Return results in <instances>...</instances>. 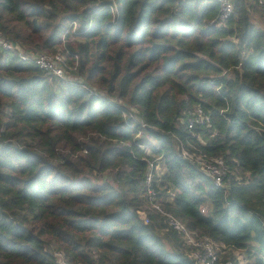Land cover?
<instances>
[{
	"label": "trees",
	"instance_id": "16d2710c",
	"mask_svg": "<svg viewBox=\"0 0 264 264\" xmlns=\"http://www.w3.org/2000/svg\"><path fill=\"white\" fill-rule=\"evenodd\" d=\"M229 1L211 28L206 0H0V37L71 75L0 49V264H194L149 173L221 264H264V0ZM180 147L220 157L221 185Z\"/></svg>",
	"mask_w": 264,
	"mask_h": 264
},
{
	"label": "built area",
	"instance_id": "2783aa9c",
	"mask_svg": "<svg viewBox=\"0 0 264 264\" xmlns=\"http://www.w3.org/2000/svg\"><path fill=\"white\" fill-rule=\"evenodd\" d=\"M208 3L216 4L218 7V14L209 23V27L218 28L233 16V7L229 0H206ZM259 0L258 2H261ZM111 11L114 6L110 7ZM74 26V25H73ZM0 49L9 51L21 61L30 63L36 68L44 71L50 76L58 79H64L66 71L70 68L66 66L64 56L60 53L45 54L38 53L33 55L24 54L18 45L12 44L3 40L0 37ZM206 124L208 126V118L203 116L200 111L196 112V116L192 119H187L186 126L188 129L192 128L193 125ZM181 157L193 164L203 175L209 178L215 187L221 185L222 178L226 173V168L220 157H206L194 150L185 149L180 147ZM151 165V164H150ZM151 167V166H150ZM152 177L151 174H147L144 186L145 196L148 206L155 210L157 213L165 217L168 227L175 231L181 238L182 243L186 248L189 249L188 256L194 264H221L219 262V247L222 245L214 244L211 240L205 236H199L197 233L190 231L187 227L179 220L172 218L168 214H165L162 208L158 205L156 194L149 186ZM139 217L143 223H147V218L143 212H139ZM53 258L56 264H66L61 253H53ZM231 264V263H223Z\"/></svg>",
	"mask_w": 264,
	"mask_h": 264
},
{
	"label": "rangeland",
	"instance_id": "374dc122",
	"mask_svg": "<svg viewBox=\"0 0 264 264\" xmlns=\"http://www.w3.org/2000/svg\"><path fill=\"white\" fill-rule=\"evenodd\" d=\"M66 66H68V64H66ZM71 75L70 74H68L67 73V71H66V73H65V78H69ZM161 172H162V169L158 166L157 168H156V171H155V175L156 176H159L160 174H161ZM172 196V192H169V194H168V197H162V199L163 200H166V199H169L170 197ZM158 201H159V199H158ZM219 253L220 254H222V252H221V250L219 249ZM219 254V258H220V255ZM232 254L235 256V258H236V263L237 264H245V260L243 259V256H242V254H240L239 252H236V251H233L232 252ZM223 255V254H222Z\"/></svg>",
	"mask_w": 264,
	"mask_h": 264
}]
</instances>
